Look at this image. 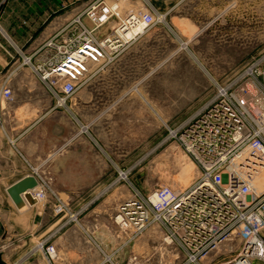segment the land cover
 Masks as SVG:
<instances>
[{
	"label": "rangeland",
	"instance_id": "obj_1",
	"mask_svg": "<svg viewBox=\"0 0 264 264\" xmlns=\"http://www.w3.org/2000/svg\"><path fill=\"white\" fill-rule=\"evenodd\" d=\"M83 1L75 3L74 13L83 8ZM120 5L123 14L148 11L157 20L142 42L144 48L128 63L116 64L115 58L105 66L94 65L90 78L67 101L76 109L74 134L96 144L107 163L115 165L116 178L46 180L41 189L53 208L57 199L67 207L68 212L60 213L68 216L67 221L77 218L70 222L79 221L82 208L81 218L94 207L102 209L99 216L89 214L96 264L105 255L121 264H182L183 252L177 243L165 240L159 224L135 234L133 227L117 222V214L133 198L150 201L160 189L177 191L195 181L199 167L171 131L182 132L184 123L220 87L231 84L235 91L252 78L264 87V0H121ZM85 95H93L92 102L82 104ZM252 183L257 191L264 190V180L253 178ZM239 247L235 237L204 264H220ZM38 249L39 245L33 252ZM54 260L43 253V261L36 264Z\"/></svg>",
	"mask_w": 264,
	"mask_h": 264
},
{
	"label": "built area",
	"instance_id": "obj_2",
	"mask_svg": "<svg viewBox=\"0 0 264 264\" xmlns=\"http://www.w3.org/2000/svg\"><path fill=\"white\" fill-rule=\"evenodd\" d=\"M120 1H87L32 54L23 56L22 63L48 86L57 107L65 106L90 78L94 65L110 63L156 24L152 12L123 14ZM65 2V7L74 4ZM238 88L220 87L184 123L182 132L171 131L199 167L195 181L177 191L160 189L150 201L133 198L117 214V222L130 225L135 234L159 224L165 240L177 243L183 252L182 264H204L213 251L235 237L239 249L220 264H264V190L257 191L252 183L264 164V87L252 78ZM11 96V88L1 84L0 98ZM42 182L30 190L36 201L47 198ZM57 202L56 213L68 212L60 199ZM76 219L72 216L68 221ZM39 246L49 260L57 257L52 235ZM99 264L121 263L105 255Z\"/></svg>",
	"mask_w": 264,
	"mask_h": 264
},
{
	"label": "crops",
	"instance_id": "obj_3",
	"mask_svg": "<svg viewBox=\"0 0 264 264\" xmlns=\"http://www.w3.org/2000/svg\"><path fill=\"white\" fill-rule=\"evenodd\" d=\"M73 1V5L63 7L65 0H0V85L12 90L11 98H0V254L9 264L43 261L42 250L33 251L48 235H52L57 247L52 264L98 263V255L90 249L89 214L99 216L100 207L92 208L81 218L82 208L79 221L70 222L67 215L54 211L48 199L33 201L24 197V205L18 207L7 191L27 175H34L39 182L116 178L115 165L107 163L96 144L74 134V104L67 102L57 107L48 86L22 63L24 55L32 54L74 15V5L79 0ZM86 3L83 1L82 7ZM150 31L130 44L114 63L135 60ZM163 65L162 61L157 69ZM121 70L124 75L126 69ZM151 73L150 70L143 77L148 78ZM93 98L85 95L81 102L90 103ZM58 194L61 196L59 191Z\"/></svg>",
	"mask_w": 264,
	"mask_h": 264
},
{
	"label": "water",
	"instance_id": "obj_4",
	"mask_svg": "<svg viewBox=\"0 0 264 264\" xmlns=\"http://www.w3.org/2000/svg\"><path fill=\"white\" fill-rule=\"evenodd\" d=\"M38 180L34 175H27L23 177L21 180L13 183L7 188V191L16 204V206L21 207L25 203L24 195L26 192H29L30 190L36 188L38 186ZM30 200H33V197L30 193ZM0 264H9L5 262L0 254Z\"/></svg>",
	"mask_w": 264,
	"mask_h": 264
},
{
	"label": "bare ground",
	"instance_id": "obj_5",
	"mask_svg": "<svg viewBox=\"0 0 264 264\" xmlns=\"http://www.w3.org/2000/svg\"><path fill=\"white\" fill-rule=\"evenodd\" d=\"M123 37L124 38H126V36L125 35H123ZM190 170V168H188L187 169V171H189ZM191 173V172H190ZM189 173V174H190ZM126 176V175H125ZM253 178H255V179H257V181H262V180H264V164L263 165H261L260 167H259V169L255 172V174L253 175ZM183 180L184 179H180L179 180V182L182 184V182H183ZM262 184V183H261ZM30 191L29 192H26V194L24 195V197H25V199L27 200H30ZM118 220H121V216H119L118 217Z\"/></svg>",
	"mask_w": 264,
	"mask_h": 264
}]
</instances>
